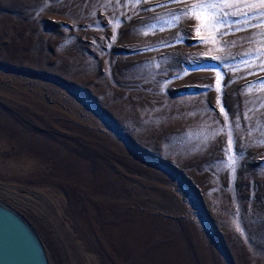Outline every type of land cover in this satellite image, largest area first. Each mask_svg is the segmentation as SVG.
<instances>
[{"label": "rangeland", "instance_id": "rangeland-1", "mask_svg": "<svg viewBox=\"0 0 264 264\" xmlns=\"http://www.w3.org/2000/svg\"><path fill=\"white\" fill-rule=\"evenodd\" d=\"M201 2L0 0V202L49 264H264V18L205 43Z\"/></svg>", "mask_w": 264, "mask_h": 264}, {"label": "water", "instance_id": "water-1", "mask_svg": "<svg viewBox=\"0 0 264 264\" xmlns=\"http://www.w3.org/2000/svg\"><path fill=\"white\" fill-rule=\"evenodd\" d=\"M45 253L31 225L0 202V264H49Z\"/></svg>", "mask_w": 264, "mask_h": 264}, {"label": "snow or ice", "instance_id": "snow-or-ice-1", "mask_svg": "<svg viewBox=\"0 0 264 264\" xmlns=\"http://www.w3.org/2000/svg\"><path fill=\"white\" fill-rule=\"evenodd\" d=\"M226 8L231 9V13L225 11ZM248 9L252 11H248ZM229 14L245 17L258 15L260 18H264V0H215V2L205 0V2L196 3L191 5L190 8L184 9L182 16L175 17V22H178L181 18H195L201 22L197 27V34H200L201 27L208 32L207 38L201 37L202 42L215 43L217 42L216 32L223 24V17ZM226 34V32L219 33L221 37ZM261 36H264V32L261 33ZM216 59H219V57H216ZM262 68H264V65H262ZM219 77L220 74L217 73V84H219ZM221 111H223V108H221ZM229 144L231 145V139H229ZM229 161L230 167L235 164V158L231 155Z\"/></svg>", "mask_w": 264, "mask_h": 264}]
</instances>
